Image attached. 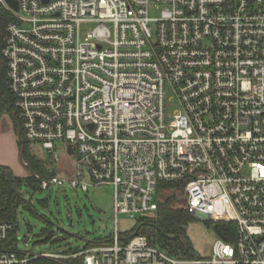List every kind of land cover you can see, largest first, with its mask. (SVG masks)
<instances>
[{
    "label": "built area",
    "instance_id": "2783aa9c",
    "mask_svg": "<svg viewBox=\"0 0 264 264\" xmlns=\"http://www.w3.org/2000/svg\"><path fill=\"white\" fill-rule=\"evenodd\" d=\"M0 10L20 133L52 162L74 160L68 177L37 176L40 189L111 187L114 219L109 240L71 255L20 250L19 225L0 221V264H264V0H0ZM165 184L181 187L194 220L232 224L231 242L217 237L205 260L171 257L146 236L121 243L119 216L155 214Z\"/></svg>",
    "mask_w": 264,
    "mask_h": 264
},
{
    "label": "rangeland",
    "instance_id": "374dc122",
    "mask_svg": "<svg viewBox=\"0 0 264 264\" xmlns=\"http://www.w3.org/2000/svg\"><path fill=\"white\" fill-rule=\"evenodd\" d=\"M159 16L157 11L151 12L152 18ZM95 28L94 24L87 27ZM83 28V33L86 32ZM15 125L12 115L7 111L0 120V147L9 152L7 130L14 131ZM3 136V137H1ZM32 152L44 159L49 168L62 177L73 173V158L59 154V162L54 163L49 154L36 146L30 147ZM48 168V167H47ZM30 175L27 169V177ZM23 193L27 198L32 196V211L21 208L18 215L19 235L28 243H20V250L30 251L33 254L43 252H65L76 248H83L88 242H96L110 238L114 229L113 219V189L111 187L90 188L89 193L76 192L71 189H56L33 193L29 188H24ZM175 196L179 202L177 207H186L182 191H161L160 200ZM155 214L145 217H154ZM142 215L132 218L130 215L119 216V231L124 234L134 230L137 220ZM48 230L54 233V239L44 243L42 233ZM67 237V239H66ZM187 238L198 259H210L216 235L213 224L194 220L187 228ZM66 239V240H65ZM61 240V241H59ZM63 240V241H62ZM66 261V262H65ZM65 262V263H64ZM64 264L73 261L64 260Z\"/></svg>",
    "mask_w": 264,
    "mask_h": 264
},
{
    "label": "trees",
    "instance_id": "16d2710c",
    "mask_svg": "<svg viewBox=\"0 0 264 264\" xmlns=\"http://www.w3.org/2000/svg\"><path fill=\"white\" fill-rule=\"evenodd\" d=\"M10 21L8 15L0 10V120L8 111L14 120L15 129L18 135V145L21 149L24 146L23 158L26 168L33 172V175L21 178L17 177L11 168L0 164V221L12 222L18 224V215L21 208L32 211V196L26 197L23 193L24 188H29L33 193L42 191L39 187L40 180L49 179L51 174L48 172V163L41 157L35 155L31 150V145L24 141L23 134L18 133L19 121L13 109V99L8 90L6 79V62L2 55L4 46V37L6 26ZM20 138V139H19ZM161 189L165 191H181L180 186L162 185ZM175 196L162 199L158 202V210L154 217L146 219L142 217L137 220L136 227L133 231L120 235L121 243L127 244L134 235L146 236L151 246L160 249L174 258L195 259L196 256L191 248L187 238V228L194 218L189 214L185 207H177L179 202ZM232 224H213V231L216 237L231 242ZM43 242L48 243L54 239V233L44 230L42 233ZM17 235L12 236V241L16 240ZM181 239H185L187 247L184 246ZM67 239V237H66ZM65 239V240H66ZM88 242L83 249L91 248L105 241ZM61 241V240H59ZM63 241V240H62ZM81 248L69 250L66 253L79 252ZM30 264H58L48 259H38Z\"/></svg>",
    "mask_w": 264,
    "mask_h": 264
},
{
    "label": "crops",
    "instance_id": "0c3cea01",
    "mask_svg": "<svg viewBox=\"0 0 264 264\" xmlns=\"http://www.w3.org/2000/svg\"><path fill=\"white\" fill-rule=\"evenodd\" d=\"M7 131L8 132L5 137L8 140L7 143L9 152L2 150L0 147V164L11 168L17 177L25 178L27 177V168L24 167L20 161L17 131L15 128L14 131L9 129Z\"/></svg>",
    "mask_w": 264,
    "mask_h": 264
},
{
    "label": "water",
    "instance_id": "95a60500",
    "mask_svg": "<svg viewBox=\"0 0 264 264\" xmlns=\"http://www.w3.org/2000/svg\"><path fill=\"white\" fill-rule=\"evenodd\" d=\"M9 5H10L12 8H14L16 11L18 10V6H17L16 3H14V2H9ZM18 133H19V135H20V130H19V129H18ZM19 139H20V138H19ZM23 153H24V146H23V148L21 149V153H20V161H21V163H22V165H23L24 167H27L26 164H25V162H24ZM69 153L72 154V150H69ZM29 173H30L31 175H33V172H32V171H29ZM180 240L182 241V243L184 244V246L187 247V242H186V240H185V239H181V238H180Z\"/></svg>",
    "mask_w": 264,
    "mask_h": 264
}]
</instances>
